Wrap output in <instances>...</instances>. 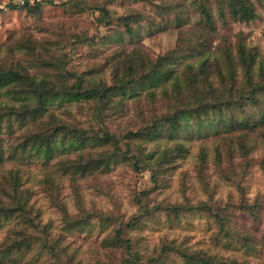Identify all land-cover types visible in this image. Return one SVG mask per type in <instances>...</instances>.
Listing matches in <instances>:
<instances>
[{
	"label": "trees",
	"instance_id": "trees-1",
	"mask_svg": "<svg viewBox=\"0 0 264 264\" xmlns=\"http://www.w3.org/2000/svg\"><path fill=\"white\" fill-rule=\"evenodd\" d=\"M145 1H151L158 10L157 21L142 22L139 15L137 19L136 14L130 13L120 20L119 27L123 31H112L100 43L104 47H116L106 58L107 64L112 65L109 83L95 79L94 75L101 69L80 73L69 70L66 54L50 53L49 49L55 43L41 44L37 48H7L11 55L16 52L25 54L23 59L0 60V94L11 95L8 101L1 97L0 126L1 120L8 117L7 126L10 127L14 121L23 129L20 141L13 145L10 159H20L24 153H33L49 163L56 151H64L72 157L62 161L56 172L68 174L72 185L88 177L109 173L111 168L122 164L136 173H149L156 182L159 170L174 164L182 155V149L167 146L159 149L160 142L175 133L186 132L191 126L196 129L211 126L217 131H226L227 128L229 132L240 128L254 129L258 124L264 128V61L258 60L257 52L248 48L239 37L235 44L227 43V37H223L225 43L212 51L202 46L199 49L198 45L215 34L218 26L227 29L230 23L252 21L256 17L252 0ZM43 2L56 4L54 0H43L33 5L27 2L24 6L12 3L8 6L12 9L33 7ZM186 3L190 4L195 21L192 27L184 30L190 22V15L185 12ZM172 27L179 35L195 30L193 33H198L202 41L191 44L188 40L185 44L182 39H177L174 49L165 54H147L137 46L142 32L150 36L155 30L165 31ZM42 51L47 57L42 56ZM30 70L34 73L31 74ZM127 101L146 105V108L132 109L130 128L109 130V120L128 116ZM75 107L86 113L91 123L89 126L81 127L75 121L60 119L54 110L62 109L64 115L74 118ZM250 108L255 110L251 112ZM107 111L114 114L112 118L105 115ZM226 141L232 148V139ZM230 148L227 150L232 151ZM7 151L9 153V149ZM3 160L4 151L0 149V163ZM204 160L203 152L199 154V164ZM215 162L223 171L218 149ZM10 178L8 184L0 186V223L17 218L18 225L12 229L15 238L9 242V249L1 250L0 246V258L14 250L23 257L32 247L38 246V257L46 256L52 264H79L68 246L64 245L63 235L54 236L49 225L36 222L38 215L29 204L30 194L20 189L18 175L10 172ZM48 183L45 192L61 211L65 231L84 228L92 218L117 223L114 216L99 212H83L78 217H71L57 202L55 185ZM141 194L143 198L148 195L146 191ZM136 200L142 206V200ZM160 209L166 210L167 217L173 219H179L181 213L189 210L207 212L219 235L234 238L233 229L225 225L229 220L224 215L225 209L213 212L207 203ZM141 210L125 228L136 227L151 212L145 206ZM117 225L119 227H114L112 236L103 244L109 252L119 253L122 257L119 264H164L172 258H178L182 264H239L235 260L195 250L185 241L162 243L158 249L144 253L138 242L127 236L121 223Z\"/></svg>",
	"mask_w": 264,
	"mask_h": 264
},
{
	"label": "rangeland",
	"instance_id": "rangeland-1",
	"mask_svg": "<svg viewBox=\"0 0 264 264\" xmlns=\"http://www.w3.org/2000/svg\"><path fill=\"white\" fill-rule=\"evenodd\" d=\"M6 1L0 0V60L25 58L24 52L11 55L7 50L9 47L37 48L41 44L55 43L50 47V53L66 54L69 70L80 73L101 69L94 77L106 83L110 81L109 71L112 68L106 58L116 47L101 46L105 36L114 30L123 31L119 27L120 20L130 13L136 14L137 19L139 15L142 22L159 19L158 10L151 1L145 0H54L56 4L43 2L33 7L15 9L9 7ZM252 2L256 9V17L252 21L230 23L227 29L218 26L217 32L205 43L198 44L199 49L202 46L212 51L222 42L225 43L223 37L226 36L227 43L231 44H235L239 37L248 48L257 52L258 60L264 61V0ZM184 7L190 15V22L184 28L186 30L193 26L195 19L190 4L186 3ZM191 31L179 35L172 27L165 31L155 30L150 36L142 32L137 46L147 54H165L174 49L177 39H182L185 44L188 40L191 44L200 43L202 39L199 34L193 33L195 30ZM42 56L47 57L45 51H42ZM30 73H34V70H30ZM1 97L3 101H8L11 95L3 93L0 94V100ZM134 107L144 109L146 105L127 101L128 116L109 120L108 129L117 131L130 128L128 123ZM54 110L60 119L75 121L81 127L91 124L86 113L76 107L73 109L74 118L64 115L62 109ZM253 110L255 108H250L251 112ZM105 115L112 118L114 114L107 111ZM6 121L8 117L1 120L0 126V149L4 151V160L0 163V186L2 188L11 180L10 172L18 175L20 189L30 194L29 204L38 215L36 222L49 225L54 236L63 235L64 245L74 255L75 262L119 264L122 257L119 253L105 249L104 240L112 236L114 227H119L118 223L125 228L127 222L142 212L141 207L145 206L151 211L150 214L143 217L136 227L125 228L127 236L133 242H138L144 253H150L162 243L175 240L185 241L195 250L235 260L239 264H264V128L260 124L254 129L240 128L232 132L227 128L226 131H217L211 126L206 129L204 126L197 129L191 126L186 132L175 133L166 141H161L159 149L164 146L182 149V155L174 164L159 170L156 182H153L149 173H136L122 164L111 168L109 173L88 177L72 185L68 174L56 172L62 161L72 157L64 151H56L49 163L33 153H24L20 159H10L13 145L20 141L23 129L18 122L12 121L9 127ZM229 139H232V148L226 141ZM216 149L221 156L223 171L215 162ZM203 152L205 160L199 164V154ZM48 182L55 185L56 200L71 217H78L83 212H99L114 216L117 223L92 218L84 228L65 231L61 211L45 192ZM143 191L148 194L144 198L141 194ZM137 198L142 200V206L137 204ZM199 203L210 204L213 212L219 208L225 209L224 215L229 218L225 225L233 229V239L219 235L218 228L207 212L187 210L180 214L179 219H173L167 217L165 208L160 209L164 206L195 207ZM15 225H18L17 218L0 223L1 250L9 249V242L15 238L12 232ZM32 248L23 257L15 250L12 254H5L0 258V264H52V260L46 256L38 257V246ZM164 264L182 263L178 258H172Z\"/></svg>",
	"mask_w": 264,
	"mask_h": 264
},
{
	"label": "built area",
	"instance_id": "built-area-1",
	"mask_svg": "<svg viewBox=\"0 0 264 264\" xmlns=\"http://www.w3.org/2000/svg\"><path fill=\"white\" fill-rule=\"evenodd\" d=\"M41 1H43V0H7L6 2L12 3V4L17 5V6H23L27 2L30 3V4H33V3H38V2H41Z\"/></svg>",
	"mask_w": 264,
	"mask_h": 264
}]
</instances>
